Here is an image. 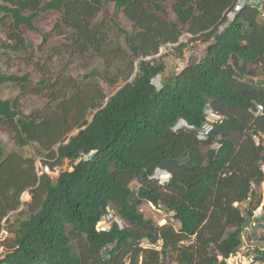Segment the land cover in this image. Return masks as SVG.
<instances>
[{"label":"trees","instance_id":"obj_1","mask_svg":"<svg viewBox=\"0 0 264 264\" xmlns=\"http://www.w3.org/2000/svg\"><path fill=\"white\" fill-rule=\"evenodd\" d=\"M109 3L130 28L118 20L94 23ZM234 3L0 0V25L9 23L0 53L32 50L34 33L44 58L64 50L102 56L109 86L134 73L111 95L100 84L80 88L72 76H44L35 91L47 98L46 110L24 115L2 88L35 84L32 72L0 67V122L15 132L18 146L7 154L0 139V233H10L0 264H228L254 221L252 230H262L264 241V208L256 215L263 200L264 80L247 77L256 74L249 69L254 64L264 74V21L246 6L221 30ZM51 12L59 14L55 29L68 30L63 48H49L51 32L37 25ZM111 24L129 55L111 44ZM193 41L207 43L202 56L156 84L165 70L160 49ZM208 109L220 117L210 120ZM207 122L212 127L205 133ZM33 143L37 156L24 155L21 149ZM36 158L52 171L69 160L71 169L39 175ZM163 171L169 178L161 181ZM26 191V216L5 228ZM146 203L178 218L159 224L142 213ZM110 210L122 225L99 229ZM255 253L264 263V245Z\"/></svg>","mask_w":264,"mask_h":264},{"label":"rangeland","instance_id":"obj_2","mask_svg":"<svg viewBox=\"0 0 264 264\" xmlns=\"http://www.w3.org/2000/svg\"><path fill=\"white\" fill-rule=\"evenodd\" d=\"M103 20L109 22H114L118 20L124 27L130 28L129 24L125 21L122 14H117L115 11L114 4H105L98 16L94 19V23L98 24ZM59 21V14L56 12L44 14L38 21V27L44 32H51L52 40L49 44V48L62 47L63 43L68 37V30L65 27L61 29H55V24ZM8 22L0 25V44L7 41L8 33ZM108 24V22H107ZM112 29H110V42L111 44L120 43L123 50L129 55V50L127 48L125 37L121 32L111 24ZM33 41L34 48L30 51L23 52L21 50H14L3 48L0 53V67L5 69L7 72L12 74H24L25 72H32V85L17 86L12 84H7L2 88V96L4 98H13L17 100L18 110L24 115L41 114L44 113L47 107V98L43 95L36 93L35 88L39 87L38 81L42 77L47 76L55 79L58 76H72L77 82L80 88L93 90L97 84H100L108 95L113 94L117 89H119L125 82L131 80L133 75L129 78H125L124 75L119 77V82L115 86H109L105 80L102 79L105 73V64L103 57L96 53H87L85 55H80L77 53H72L71 51L64 50L60 55H54L52 59L50 57H42L37 50V45L41 42L40 35L30 34L29 35ZM188 34L186 33L181 37L182 41H187ZM178 44L166 45L160 49L158 57L161 58V62L165 65V70L162 75H159L154 81L159 84L164 78L172 76L174 73L182 70L189 62L194 61L199 58L204 53L207 43L202 41H193L187 43L184 48H176ZM121 63V61H118ZM124 65V64H123ZM251 71L256 74H248L247 77H252L255 80H264V74L261 73V68L258 65H251L249 67ZM97 72L99 76L93 78H87L92 72ZM115 72H113V78H115ZM49 77V78H50ZM91 82V83H90ZM96 84V85H94ZM78 87V88H79ZM97 88V87H96ZM182 125V123H181ZM75 130L71 134L77 133ZM15 132L10 130V127L0 122V139L4 144L6 153H10L18 149L15 142ZM38 146L33 143L23 147L22 153L26 156L36 157ZM66 169H71V163L69 160H65L58 164L54 171L50 170L48 167H43L41 158H36V170L39 175L42 172H47L52 177L58 176V174ZM159 178L161 181L169 178V175L163 172L159 173ZM136 186V183H134ZM261 190L263 193V200L261 206L256 210V215L262 214L264 208V181L261 184ZM24 205H22L18 210L9 213L8 217L4 220L3 224L7 228L11 223L15 222L17 217H25L26 213V202L31 199L29 192H24L21 197ZM249 207L248 202L242 204V208L246 210ZM142 213L153 218L159 224H164L168 219L173 218V213L167 212L163 208H158L152 203H146L141 207ZM111 214L115 216L114 211H109V217ZM112 219H107L104 217L102 221L98 223V227L102 223L109 225ZM178 226V224H177ZM263 233L262 230L255 231L248 227L243 234V246L235 254L228 258V264H264L260 261H250V256H255V251L264 245V241L259 238V234ZM10 236V233L5 229L0 233V258H2L6 250L3 247V242L6 238Z\"/></svg>","mask_w":264,"mask_h":264},{"label":"built area","instance_id":"obj_3","mask_svg":"<svg viewBox=\"0 0 264 264\" xmlns=\"http://www.w3.org/2000/svg\"><path fill=\"white\" fill-rule=\"evenodd\" d=\"M246 6H250L253 8H256V10L258 11V15L259 18L261 20L264 21V0H235L234 6L226 13L227 19L228 21L225 22L223 25L220 26V29H224L226 27V25L228 24L229 21H231L235 15L240 12L244 7ZM208 116L209 119L212 121H216L220 116L217 115L216 113H214L211 109H208ZM211 123L207 122L204 125V129H205V133H207L210 129H211ZM200 138H205L204 132H201ZM259 216V215H257ZM105 218L107 219H112L109 225H106L105 223H102L100 227H98L99 229H109V227L111 226V224L116 221L118 222L120 225H122V222L120 220L119 217H117L116 215L113 216L111 214V217H109V213L105 216ZM256 225V221H254L252 223V225L250 226V228L252 229L253 226ZM250 261H254V257L250 256Z\"/></svg>","mask_w":264,"mask_h":264},{"label":"water","instance_id":"obj_4","mask_svg":"<svg viewBox=\"0 0 264 264\" xmlns=\"http://www.w3.org/2000/svg\"><path fill=\"white\" fill-rule=\"evenodd\" d=\"M93 157V154H90L89 156H88V158H92ZM136 186L135 185H133V188H135ZM174 218L176 219V218H178V215H175L174 216ZM146 240V239H145Z\"/></svg>","mask_w":264,"mask_h":264},{"label":"bare ground","instance_id":"obj_5","mask_svg":"<svg viewBox=\"0 0 264 264\" xmlns=\"http://www.w3.org/2000/svg\"><path fill=\"white\" fill-rule=\"evenodd\" d=\"M164 172V171H163ZM165 173V172H164Z\"/></svg>","mask_w":264,"mask_h":264}]
</instances>
